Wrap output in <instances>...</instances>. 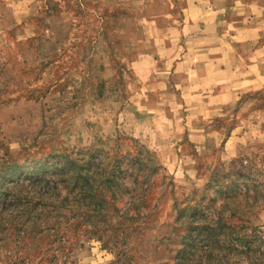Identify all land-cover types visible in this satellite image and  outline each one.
<instances>
[{"label": "rangeland", "instance_id": "374dc122", "mask_svg": "<svg viewBox=\"0 0 264 264\" xmlns=\"http://www.w3.org/2000/svg\"><path fill=\"white\" fill-rule=\"evenodd\" d=\"M0 264H264V0H0Z\"/></svg>", "mask_w": 264, "mask_h": 264}, {"label": "trees", "instance_id": "16d2710c", "mask_svg": "<svg viewBox=\"0 0 264 264\" xmlns=\"http://www.w3.org/2000/svg\"><path fill=\"white\" fill-rule=\"evenodd\" d=\"M226 250H227L228 253H231L233 251L232 245H229ZM245 256H246L247 259H250L249 256H247V255H245ZM227 261H228V259H227Z\"/></svg>", "mask_w": 264, "mask_h": 264}]
</instances>
